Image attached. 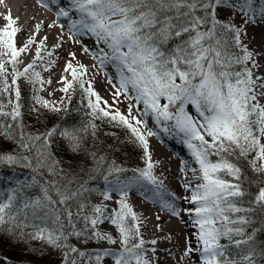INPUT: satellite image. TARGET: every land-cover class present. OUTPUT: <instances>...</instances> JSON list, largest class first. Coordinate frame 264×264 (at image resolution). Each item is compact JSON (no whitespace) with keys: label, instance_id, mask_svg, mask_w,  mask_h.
<instances>
[{"label":"snow or ice","instance_id":"6c2138e0","mask_svg":"<svg viewBox=\"0 0 264 264\" xmlns=\"http://www.w3.org/2000/svg\"><path fill=\"white\" fill-rule=\"evenodd\" d=\"M38 2L50 11L54 9L56 18L67 22L73 42L82 44L79 38L84 36L93 40L94 51L83 44L82 48L102 68L115 69L117 82L108 78L115 89L113 103L118 104L121 96L135 101L129 103L127 114L102 101L91 82L83 79L87 67L79 61L74 65L76 53H70L72 59L66 62L64 72L70 71L71 79L62 77L64 87L60 90L68 93L78 85L85 93L92 119L84 128L64 130L60 136L68 139L74 150L79 149L81 133L91 129L95 135L94 121L107 119L130 130L143 150L145 166L133 169L131 177L122 178L126 169L114 161L106 167L102 163L105 157L95 161L97 168H103L107 184L100 192L103 201L112 200L114 193L119 196L115 200L118 207L109 210L105 203H91L89 195L93 190L88 181L65 172L53 157L49 138L57 128L43 134L26 133L19 81L24 78L34 91H39L35 85L45 81L35 70L37 61H44L43 52L49 58L53 53L47 51V36L37 42L41 24L35 25V34L23 46H17L20 29L9 13L4 17L6 25L0 29V135L18 140V147L28 154L0 153V163H22L32 169L33 176L31 184L18 183L6 193L0 192V232L62 249L63 264H80L81 259L87 264H101L104 257H111L114 264H155L148 253L155 256L158 241L143 238V220L128 202L129 191L139 186L151 193L152 201L162 210L194 230L195 246L188 240L181 259L195 257L199 264H264V245L256 243L257 233L264 231V74H257L264 67L259 62L264 52L250 49L244 40L248 37L247 25H264V0ZM222 12L231 15L221 19ZM237 13L243 20L240 26L234 22ZM58 26L62 41L65 24ZM33 45L35 58L20 70L21 54ZM54 63L48 60L49 65ZM33 100L31 111H39L35 105L62 110L39 95ZM68 101L71 102L70 96ZM189 106L194 114L188 111ZM134 108L137 115H133ZM149 116L163 132L180 137L197 166L189 167L187 161H182L180 168L184 174L182 187L190 193L183 200L190 207L181 209L177 204L181 198L169 191L164 179L156 174L158 162L152 160L147 137L159 133L148 129ZM240 159L247 161L252 178H245L236 162ZM45 172L53 179L43 180ZM253 186L255 192L250 191ZM32 187L38 188L39 195L25 194V189ZM105 220L115 226L119 241L97 230ZM81 222L83 227L77 228ZM156 227L160 229V225ZM27 228L32 231L25 232ZM70 237H83L84 243L106 240L119 243L120 248L95 253L79 251L68 243ZM146 244L153 247L147 248Z\"/></svg>","mask_w":264,"mask_h":264},{"label":"bare ground","instance_id":"6f19581e","mask_svg":"<svg viewBox=\"0 0 264 264\" xmlns=\"http://www.w3.org/2000/svg\"><path fill=\"white\" fill-rule=\"evenodd\" d=\"M21 2V5L18 3ZM5 5L10 8V12L13 19L19 16L23 9L28 8V20L26 22L30 23L35 21L36 24H41V29L47 30L51 25L55 23L56 27H50L53 31V36L49 37H60L61 29L58 25L65 24L64 19H57L55 15V10H49L45 7H42L38 0H17V3H13V8L9 5V2H5ZM6 8V7H4ZM7 9H4V11ZM49 12V13H48ZM247 31L249 33H253L255 39H251V45H254L255 48L262 52H264V25H259L253 27L252 25H247ZM64 36L69 34L67 31V25L65 24L64 28ZM63 36V39H64ZM50 39V38H49ZM82 44L88 46L93 51L95 50V45L93 40L86 36V39H82ZM67 39H65L66 41ZM65 41H60L62 44ZM82 44L77 43V54L81 56L84 63L88 68L92 69L94 75V85L99 89L100 93L104 95V101L114 100L112 93L115 89L112 87V84L108 82V78L111 77L112 82L116 83L117 78L115 75V69L111 66H108L105 70H99L97 66H100L98 61L95 60L90 54H87L83 51ZM61 50V47L56 48L53 47L51 52H58ZM261 65H264V59L259 61ZM52 67H55L56 64H52ZM52 72V71H51ZM51 72L46 75V82L51 81V83H46L45 86L48 87L49 96L55 95V90L57 89L56 80L58 75H54ZM257 74H264V67H261ZM60 78V77H59ZM264 103V100H261ZM135 104V101H133ZM151 120L152 117H151ZM147 121H150V116L147 118ZM152 122V121H151ZM154 124V121L152 122ZM153 130V129H151ZM162 132H159V135L149 136V151L152 155L153 162H158L156 166V174L161 176L164 179V183L166 188L174 192L177 197H180L177 201L178 206L183 209L190 207L185 201L183 197L189 195L190 193H186L182 187L184 174L181 173L180 168L182 167V161H187L189 167H197L192 158L190 156L189 150L184 148H179L178 144L172 143L168 141L166 138L162 137ZM188 178H191V173L188 174ZM109 201H103L101 199L97 204L105 203L108 205L109 210L115 208L117 200L114 197ZM128 202L132 205L133 210L142 218L143 224L141 225V233L143 238L146 241H150L152 239H156L158 241L155 247L157 248V252L153 257L149 252L148 256L151 259H154L155 264H193V259H195V264H199L198 258H188L184 257L181 259L183 255V251L186 247V243L188 240H192L193 246H195V242L193 239V229L189 225L188 227L181 221V219L172 217L167 214L164 210H162L156 203H154L151 199V193L148 192L146 188H140L139 186H133V188L129 191ZM159 216L160 220H157L156 217ZM187 220V217H184ZM99 224L97 226V230L102 233L110 234V228H108L105 223ZM160 225V229L156 226ZM147 248L153 247L150 244H146ZM101 250H112L116 251L112 246H104L101 242L99 245ZM113 259L111 257H104L102 260V264H112Z\"/></svg>","mask_w":264,"mask_h":264},{"label":"trees","instance_id":"16d2710c","mask_svg":"<svg viewBox=\"0 0 264 264\" xmlns=\"http://www.w3.org/2000/svg\"><path fill=\"white\" fill-rule=\"evenodd\" d=\"M74 87L75 91L72 90L71 102L68 105L67 111L61 118H58V120L56 121V128L58 131L56 132L57 138L56 142L51 144L50 151L53 154V157L60 162L59 166L64 169L65 172L76 173L82 180L88 181V187L93 190L89 195V200L91 201V203L95 204V202L101 197L100 192H102V183L104 180L103 168H97L95 161L103 156L106 158L105 161L102 162L104 167H106L108 164H111V159L119 155L122 145L121 143L123 142L125 144H128L129 149L131 150L130 157H133L135 159L134 162L132 161L129 164L136 165L138 166V168H141L143 166V162L141 160L143 156V150L139 146L138 142L135 141V138L129 133L130 130L126 126H115L113 123L108 122L107 119H97L94 121L97 125L95 135H92L91 129H89L87 132L81 133L82 140L80 148L74 150L70 145L69 140L60 136V132L64 130H80L84 128L92 119L89 115L91 110L87 107L85 93H83L78 85H74ZM23 101L24 100H21V103ZM21 110H23L22 124L26 133H45L44 130H41V125L39 124L38 120L27 119L28 116L31 117L29 115L30 111L28 109V106L24 107V105H22ZM3 141H7V146L2 144V140L0 139V153H14L25 155L28 154L25 150L18 147V140L8 139ZM8 146L15 147V150L9 151ZM93 154H95V157L93 156ZM251 158L252 157L249 156V159ZM236 162L244 170L246 179H250L253 177V173L250 170L246 160L240 159ZM7 168L27 173L28 180L26 184L32 183V169L24 167L22 163H17L15 165H6L0 163V169L5 170ZM135 168L136 167L129 169L133 170ZM93 169L96 170L93 171ZM90 177L95 178L90 179ZM38 179L40 178L38 177ZM42 179L51 180L53 179V177L45 172ZM257 183H259L258 179ZM250 191L255 192L256 187L253 186ZM25 194L28 196H36L39 195V190L37 187L27 188L25 189ZM77 225L79 227H83L82 222L78 223ZM24 231L30 232L32 231V229L27 228ZM249 231H251V229H249ZM22 239L23 238H18V234L17 236H13L6 232H0V243L2 246V257H0V264H22L26 260L31 261V264L38 263L39 261L40 262L38 264L43 263L40 260L41 258L39 256V251H35V246H39V249L42 250V248L40 247V245H42V241L33 240L29 243V247H23V244H21L20 242ZM256 243L257 245H264V231L257 233ZM33 252H36L37 254Z\"/></svg>","mask_w":264,"mask_h":264},{"label":"rangeland","instance_id":"374dc122","mask_svg":"<svg viewBox=\"0 0 264 264\" xmlns=\"http://www.w3.org/2000/svg\"><path fill=\"white\" fill-rule=\"evenodd\" d=\"M6 1L9 2L11 9L13 8V3H15V2L17 3V0H0V29H2L6 25L7 21L4 19V17L6 15H8L10 12V8H8L5 5ZM18 5H21V2L18 3ZM4 7H6V8H4ZM4 9H7V10L4 11ZM28 10L29 9L25 7V9H23L22 13L15 18V20L17 21L15 26L20 29V31L18 32L17 37H16L17 46H23V44L27 41L28 37L35 34V25H36L35 21L30 22V23L26 22V20H28L27 16H29ZM228 15H231V13L230 12H222L220 15V18L225 19L226 16H228ZM234 22L237 24V26H240L243 24V20H242L241 15L239 13H237L235 15V21ZM253 27H255V26H253ZM249 31H247L248 37L244 38L245 43L248 44L250 49L255 50V51H259L258 48L256 49L254 45H251V37H253V33H249ZM52 34H53V31L49 27L47 30L41 29L39 34L36 36L37 42H39V40L42 39L44 36L48 37V40L46 42V48H47V51H50V52L53 50V47L57 43H60V40L58 37H54V38L49 37V36H53ZM65 39H67V40L65 41ZM62 41H65V42H63L61 44L62 46H61L60 51L52 52L53 55L50 58L47 56V52H43V55L45 57L44 61L43 62L37 61V67L35 70L41 73V78L43 81H45V83H43L42 85L40 83H37L35 85V88L38 89L39 91H34L33 86L30 83H28L24 78H21L19 81L20 88H21V100H24L22 102V105H24V107L28 106V109L30 111L29 115L31 117L28 116L27 119L28 120H38L39 124L41 125V130H44L45 132L51 130L54 127L56 128V121L58 120V118H61L65 114V112L67 111L68 105H69L68 97L69 96L71 97L72 90L70 89L68 93H64L63 91L60 90L64 87V83L61 81V78L64 76H67L69 80L71 79L70 71L64 72L66 62L72 59L69 54L73 53V52L76 53V60L72 61V63L74 65H76L77 61H79V63H82L87 67V65L84 63L83 59L81 58V56H79V54H77V52H78L77 51V43H75V42H73V40L69 39V34L65 35L64 39ZM35 52H36V45H33L29 49V51L21 54L20 60H22L23 63L19 65L20 70H23V68L28 63H30L33 58H35ZM259 52H262V50H260ZM49 59H51L52 61H55V63H54V64H56L55 67H52L51 65L48 64ZM263 59H264V56L259 57V61H261ZM97 68H99V70H101V69L105 70V68H102L101 66H97ZM87 69H88V72L83 77V79L85 81L91 82L93 90L95 92H97L101 96L102 101H104V99H105L104 95H102L100 93L99 89L94 85V75H93L92 69H90L88 67H87ZM8 70H9V72H11V66H9ZM49 72H51L54 75H56V74L58 75L57 79L55 78L57 89L55 90V95L53 97L49 96V93H51V92H48V87L45 86V84L47 83L45 78H46V75L50 74ZM9 83H11L10 77H9ZM85 87H87V84L85 85ZM35 95H39L44 100H47L51 104H54L55 106L60 107L62 110L57 112V111H53L51 108H41L39 105H35V107L39 108V111H37V112L31 111V109L35 103L33 100V97ZM62 99H63V103H61ZM92 99L94 101V97ZM119 101L120 102L118 104H114L113 99L110 101H107V102H108V105H112L113 108H119V110L122 113L127 114L128 105H129V103H133V101L126 100V99H124L123 96H121L119 98ZM6 102H7V96L5 97V103ZM86 102H87V98H86ZM161 102L165 103L166 101L162 100ZM101 106L103 107L104 105L102 104ZM139 107L142 109L143 105L141 104ZM188 111L190 113L194 114V109L191 106L188 107ZM21 112L23 113V110H21ZM133 115H137L135 108L133 109ZM151 121L153 122V120H151V116H150V121H147L148 122L147 123L148 129H153V131L158 132V133L162 132V131H160L161 126H157L155 123L152 124ZM129 133L131 134V132H129ZM173 135H175V134L174 133H167L168 140L173 139L172 137L180 138L177 135H175V136H173ZM56 138H57V133L49 138L50 144H53L54 142H56ZM148 138L149 137H147V139ZM0 139L2 140V144L7 146V141L4 142L3 140H8V138L0 135ZM121 144L122 145L120 148L121 150H120L119 155L112 158L110 162L112 163L114 161L117 165L126 169V171L123 174H127V173L133 174L132 170H130L129 168H133V167L138 168V166L129 164L132 161L134 162L135 159L133 157H130L131 156V153H130L131 150L129 149L128 144H125L123 142ZM8 148H9V151L15 150L14 149L15 147H12V146H10V147L8 146ZM143 156H144V153H143ZM143 156H142L141 160L145 166V161L143 159ZM6 165H8V164H6ZM128 165H131V166H128ZM7 169H9V168H7ZM8 176L9 177L7 178V180H9L11 183H8V182L4 183L6 181L3 182L4 186H6V190H4V189L2 190V192H4V193L7 192L9 189H11L12 186L17 184L18 182H20L26 178L28 180L27 173H24V172L18 171V170L11 172L10 175H8ZM1 178H2V175L0 174V179ZM26 182H25V184H26ZM105 184L106 183H104V185ZM0 185H2L1 182H0ZM106 187H107V184L103 187V191L105 190ZM114 197L116 199H119L118 194H115ZM99 199L95 202V204H97L102 198L100 200ZM117 207L118 206L116 205L115 208H117ZM105 225L108 228H110V234L114 238H116L117 241H119V235L117 233L115 226L111 225L109 221H107L105 223ZM82 226H83V223H82ZM77 228H81V226L79 227L77 225ZM32 241L33 240L23 238L20 242H21V244H23V247H29V245H30L29 243ZM82 241H83V237H81L79 239L76 237H70L68 243L75 246L79 251H85V252H91V253H95L97 251H102L99 248L100 242L104 246H112L113 248H115L116 251L119 250V248H120L119 243L110 244L106 240H88L87 243H84ZM41 243H42V245H40V244H38V245H40L42 250L39 249V246L38 247L35 246L36 247L35 251H37V250L39 251V253H40L39 256L41 258L40 260H41V262H43L42 264H63V250L62 249H56V248H53L50 246L48 247L45 243H43V242H41ZM222 243H226V241H222ZM81 244L84 246H82ZM145 247H147V246H145ZM1 248H2V246L0 243V257H2ZM31 253H32V251H31ZM33 253H36V252H33ZM71 255L75 256L76 254H71ZM93 261H94V257H93ZM30 262L31 261L26 260L22 264H31ZM38 263H35V264H38ZM80 264H87V262L85 259H81ZM101 264H102V261H101ZM112 264H114V260H113Z\"/></svg>","mask_w":264,"mask_h":264}]
</instances>
